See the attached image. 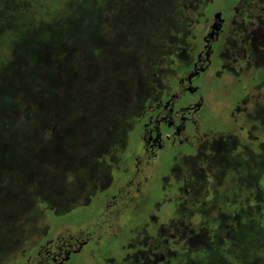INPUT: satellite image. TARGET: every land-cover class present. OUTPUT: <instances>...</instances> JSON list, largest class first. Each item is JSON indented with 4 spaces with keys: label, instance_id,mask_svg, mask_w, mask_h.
Here are the masks:
<instances>
[{
    "label": "rangeland",
    "instance_id": "obj_1",
    "mask_svg": "<svg viewBox=\"0 0 264 264\" xmlns=\"http://www.w3.org/2000/svg\"><path fill=\"white\" fill-rule=\"evenodd\" d=\"M218 12L205 141L150 164L69 264H264V0H0V264H52L102 211Z\"/></svg>",
    "mask_w": 264,
    "mask_h": 264
},
{
    "label": "flooded vegetation",
    "instance_id": "obj_2",
    "mask_svg": "<svg viewBox=\"0 0 264 264\" xmlns=\"http://www.w3.org/2000/svg\"><path fill=\"white\" fill-rule=\"evenodd\" d=\"M218 13L214 15L209 35L204 37V49L197 52L195 57L191 50L184 74L169 87L160 91V94L142 109L130 133V135L134 134L136 145L133 148L135 165L133 170L126 174L120 188L112 194H104L102 211L95 218L81 225L77 235L70 233L65 237L60 234L56 240H51L46 248H42L39 256H46L52 264H69L93 240L92 227L98 226L99 229V222L107 221L111 213L116 210L117 204L123 198H127L131 190L140 188L147 178L144 173H147L146 169L150 164L157 163L159 167H163L166 161L178 159L180 152L194 151L199 142L205 141L206 136L201 135V121L206 101L200 81L211 70L214 47L219 36L224 32V25L227 22L223 13L221 19H216ZM206 154L207 158L212 160L217 152L210 146ZM127 189L129 192L125 193ZM55 245L57 246L54 251Z\"/></svg>",
    "mask_w": 264,
    "mask_h": 264
},
{
    "label": "water",
    "instance_id": "obj_3",
    "mask_svg": "<svg viewBox=\"0 0 264 264\" xmlns=\"http://www.w3.org/2000/svg\"><path fill=\"white\" fill-rule=\"evenodd\" d=\"M216 19H221L222 18V13H218L216 16H215Z\"/></svg>",
    "mask_w": 264,
    "mask_h": 264
}]
</instances>
